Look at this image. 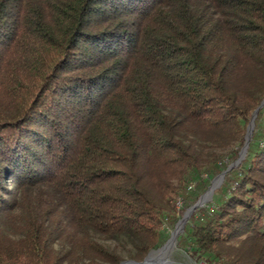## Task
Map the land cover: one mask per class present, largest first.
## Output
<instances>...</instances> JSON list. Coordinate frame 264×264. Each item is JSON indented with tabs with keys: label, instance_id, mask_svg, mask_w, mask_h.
I'll list each match as a JSON object with an SVG mask.
<instances>
[{
	"label": "trees",
	"instance_id": "trees-1",
	"mask_svg": "<svg viewBox=\"0 0 264 264\" xmlns=\"http://www.w3.org/2000/svg\"><path fill=\"white\" fill-rule=\"evenodd\" d=\"M263 100L264 0H0V264L142 260ZM218 193L188 252L264 264V107Z\"/></svg>",
	"mask_w": 264,
	"mask_h": 264
},
{
	"label": "rangeland",
	"instance_id": "rangeland-1",
	"mask_svg": "<svg viewBox=\"0 0 264 264\" xmlns=\"http://www.w3.org/2000/svg\"><path fill=\"white\" fill-rule=\"evenodd\" d=\"M263 107H264V105L261 108H263ZM259 110L257 112L255 120H256V118L258 116ZM254 112H253V114H254ZM253 114H252V117H253ZM252 117H251V120H252ZM249 124H250V122H249ZM249 124H248V126H249ZM248 126H247V130H248ZM254 128H255V125H254ZM254 128H253V131H254ZM253 131H252L251 139L253 137ZM246 135H247V131H246ZM246 135H245V143H246ZM251 139H250V141H251ZM250 141H249V144H250ZM245 143H244V145H245ZM244 145H243V147H244ZM243 147H242V149H243ZM236 148H237V146H236L235 143H231L229 145H225V147L208 146L207 148L204 149V154H206L207 156H210V157H212V156H220V159L224 158L223 161L224 162H228V161H230V158H229L228 154L231 153ZM242 149L239 152L238 159L240 158ZM248 149H249V145H248L247 151L245 153V156L241 160V162L247 156ZM224 155H226V156H224ZM238 159H236L235 162H232L229 165V167H228V169L226 171H223L220 174H218L216 176H213L210 179V184H209L207 190L204 193H202L197 198V200L194 203H192L191 205H187L186 206L184 197L180 198L177 201L176 207H177V209L179 211V216H180L179 220H177V222L175 223V225L173 227L169 226L166 223V221L164 222L165 228H167L169 230V238L165 241V243L161 247H159L157 249H152L146 256H148L153 251L156 252V251L161 250L162 248H164L169 243V241L173 238L172 236H173L174 231L177 230L178 227H179L178 223L182 222L185 219L189 209L197 204V206H195L193 208V211L190 213V215L186 218V221H185L184 225H183V223H180V224H182V227H181V230H180L179 234L177 235L176 244L170 250H168V252L164 255V257H163L161 262L163 264H165V262L168 263V264H206V261H205V259L203 257L202 258H196V256L193 255L191 253V251L188 252L189 247L187 245V240H184V238L187 235V227L194 221L193 216L197 218L198 217L197 213L198 214H199V212L203 213L204 210H207V209L211 208L212 205L216 204V202H219L221 200V196L218 193V191L222 187V185H223V183L225 181V177H226L227 172L230 171L231 169L235 168V167H238L240 165L241 162L238 163L237 165L231 166L233 164H236ZM222 173H225V175L221 179L220 175ZM202 176L207 178L209 175H208V173H206V171H203L202 175L200 174L197 178L195 177L190 182L191 184H190L189 189L190 188H194L195 184H198V179H200ZM211 188H212V192H209L211 190ZM190 190H193V189H190ZM123 253H124V256H125V259L123 261L135 260V259L128 258L125 251ZM146 256L142 260H135V261H144Z\"/></svg>",
	"mask_w": 264,
	"mask_h": 264
},
{
	"label": "water",
	"instance_id": "water-1",
	"mask_svg": "<svg viewBox=\"0 0 264 264\" xmlns=\"http://www.w3.org/2000/svg\"><path fill=\"white\" fill-rule=\"evenodd\" d=\"M263 105H264V100L261 102V104L259 105V107L255 110V112H254V114H253V117H252V120L250 121V124H249V126H248V130H247V135H246V143H245V145H244V147H243V149H242V151H241L240 158L238 159V161L236 162V164H233V165H231V166L237 165V164L240 163L241 160L244 158L245 153H246L247 148H248V145H249V141H250L251 136H252V131H253V128H254V125H255V117H256V115H257L258 110H259ZM224 175H225V173H222V174L220 175L221 179L223 178ZM209 192H212V188H211V190H210ZM195 206H197V204L194 205L193 207H191V208L189 209V211H188V213H187L185 219H184L182 222H180V223H183V225H184V223H185V221H186V218L190 215V213L193 211V208H194ZM180 223H178V226H179ZM174 236H175V234L173 233V236H172V237H174ZM153 252H154V251H153ZM153 252H152V253H153ZM152 253H150L148 256H146V258L144 259V261L129 260V261H123L121 264H152L153 262L150 260V257H151V254H152Z\"/></svg>",
	"mask_w": 264,
	"mask_h": 264
},
{
	"label": "bare ground",
	"instance_id": "bare-ground-1",
	"mask_svg": "<svg viewBox=\"0 0 264 264\" xmlns=\"http://www.w3.org/2000/svg\"><path fill=\"white\" fill-rule=\"evenodd\" d=\"M181 227H182V224H180L178 229L174 231L175 236L169 241V243L164 248H162L159 251L153 252L151 254L150 260L153 262L152 264H163L161 261L164 255L168 252V250H170L176 244V238L181 230ZM165 264H168V263L165 262Z\"/></svg>",
	"mask_w": 264,
	"mask_h": 264
}]
</instances>
